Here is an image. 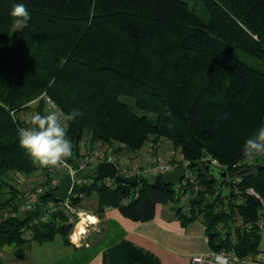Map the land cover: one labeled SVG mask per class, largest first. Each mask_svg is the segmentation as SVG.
I'll use <instances>...</instances> for the list:
<instances>
[{
    "label": "trees",
    "instance_id": "trees-1",
    "mask_svg": "<svg viewBox=\"0 0 264 264\" xmlns=\"http://www.w3.org/2000/svg\"><path fill=\"white\" fill-rule=\"evenodd\" d=\"M16 3L27 6L31 19L10 43ZM43 93L64 113H83L66 122L74 155L83 140L116 141L124 146L117 152H133L150 138L165 139L190 161L203 187L182 212L171 185L156 187L141 177L135 185L116 180L109 186L94 169L85 170L77 177L91 182L75 191L86 199L95 194L96 216L115 207L145 222L154 218L156 205L169 204L183 225L201 220L211 250L233 247L239 257L259 251L260 203L246 190L264 196V169L241 171L234 164L245 159V141L264 120V0H0V209L9 211L0 218V248H15L17 259L32 241L60 235L68 242L72 229L61 212L39 221L43 205L58 200L51 189L34 211L11 215L22 194L8 176L44 170L19 146L17 128L28 127L30 114L48 112L42 98L29 104ZM204 155L237 178L227 196L215 193L220 169H206ZM263 162L258 157L253 167ZM125 247L127 264H160L133 244Z\"/></svg>",
    "mask_w": 264,
    "mask_h": 264
},
{
    "label": "crops",
    "instance_id": "crops-1",
    "mask_svg": "<svg viewBox=\"0 0 264 264\" xmlns=\"http://www.w3.org/2000/svg\"><path fill=\"white\" fill-rule=\"evenodd\" d=\"M96 217L97 225L81 244L64 241L60 235L50 241H32L25 246L24 262L127 264L125 242L156 256L160 264H191V256L210 250L203 223L195 219L183 225L169 204L156 205L154 218L145 222L130 220L115 207L105 208L102 217Z\"/></svg>",
    "mask_w": 264,
    "mask_h": 264
},
{
    "label": "built area",
    "instance_id": "built-area-1",
    "mask_svg": "<svg viewBox=\"0 0 264 264\" xmlns=\"http://www.w3.org/2000/svg\"><path fill=\"white\" fill-rule=\"evenodd\" d=\"M41 98L45 101V105L49 111H54L56 108H59L47 94L43 93L36 99ZM11 115L15 117L13 111L11 112ZM262 126H264V120ZM21 127L26 126L17 123V128L19 129ZM85 151L86 150L81 148L79 155L76 156L73 153L72 157L66 161V166L62 165L56 168L44 167L43 169L46 182L28 190L24 195L22 202L18 206L19 212L29 213L31 211H34L36 206L39 204L40 197L47 190H55L62 178L70 176L72 183L68 190L67 196L55 201H49L45 203L42 207L38 219L40 222H46L50 220L52 216L61 212L65 216L67 223L72 224V229L69 233L68 239L74 245L81 244L82 240L86 237L89 226H94V222L97 223L98 221L96 218L94 219V221H90L89 219L87 220L86 212L77 209L73 204L74 198H76L77 196H82V193H77L75 191V188L78 185L91 182L90 178L77 177V175L79 172L85 170H95L97 166L102 162H113L112 157L102 158L94 153L92 154ZM201 159L207 165L210 164L216 166L220 170L225 168L218 162L217 159L211 157L210 155H204ZM255 162L256 159L252 161L243 159L234 164V168L241 171H247L255 165ZM114 164L117 169V175L135 176L137 180H139V178L141 177L160 176L161 174L174 170L178 167L176 165H173L172 163L163 161L158 162L157 164H154L152 166H120L117 163ZM188 165L189 164L186 163L183 164V167L185 168L183 177L176 183L171 185L177 199V205L182 210V212H185L187 210L193 193H196L203 189V187L195 179V175L189 172L190 170ZM225 180H228V182L223 183L222 181L218 180V183L215 186V193H219L221 197L227 196L230 193L231 186L237 183V178L235 176H226ZM115 181L116 179L104 178V182L109 186H113ZM73 182L76 183L75 186H73ZM246 193L254 196L260 203V210L255 221V227L257 233L261 237V240H264V196L259 195L251 188H248L246 190ZM79 225L83 229H79ZM216 255L226 256L228 258L229 264H264V260L257 259V257L264 255V250L259 251L255 256V259L250 258L247 261L245 258L239 257L233 247L221 248L215 251L210 249L207 254L191 256L190 262L191 264H213L214 257Z\"/></svg>",
    "mask_w": 264,
    "mask_h": 264
},
{
    "label": "clouds",
    "instance_id": "clouds-1",
    "mask_svg": "<svg viewBox=\"0 0 264 264\" xmlns=\"http://www.w3.org/2000/svg\"><path fill=\"white\" fill-rule=\"evenodd\" d=\"M10 16L17 29L27 26L31 19L24 3L14 4ZM82 116L83 113L77 109L67 114L59 108L46 114L32 113L27 118L28 127L18 129L19 146L27 152L33 163L40 167L66 166V161L73 155V145L67 135L66 122ZM242 153L249 161L264 157V126L259 127L245 141ZM257 259L264 260V255ZM213 264H229L228 258L224 255H216Z\"/></svg>",
    "mask_w": 264,
    "mask_h": 264
},
{
    "label": "rangeland",
    "instance_id": "rangeland-1",
    "mask_svg": "<svg viewBox=\"0 0 264 264\" xmlns=\"http://www.w3.org/2000/svg\"><path fill=\"white\" fill-rule=\"evenodd\" d=\"M190 7L203 19L207 18V14L204 12V10L202 9L201 6L195 5L192 2V3H190ZM17 30H18L17 27H15L14 32L12 33V35L10 36V39H9L10 43L14 42V40L16 38L15 31H17ZM37 101H38V99H34V100L30 101L29 104L30 105L36 104ZM48 112H49V110H48ZM29 113H30V111L27 112V114H29ZM84 141L85 140H83L81 143L82 149L86 150L89 153H92V154L94 153V154H96L102 158L112 157L113 163H117L120 166H152V165L157 164L158 162H162V161L167 162V163H172L173 165H176L178 167L183 166L184 163L190 165V161L185 159L179 153V151L174 149L172 144L168 140H165V139H159L157 141H154L153 139L150 138L148 141H146V143H144L142 148H140L137 151H133L131 153H129L128 151H124V150H120L119 152H117L118 147H120L122 149V148H124V146H123V144L118 143L116 141L110 145L101 144L99 142L89 144L88 142H84ZM81 152H83V151H81ZM200 162L202 165H206V163H204L202 161V159L200 160ZM189 170H190L189 172L194 174V171L191 170L190 167H189ZM227 177H229V175ZM147 178L154 180L155 177L149 176ZM7 180L9 181V183L11 185H13L16 189H18L22 194V199L17 204V208H16L17 212H15V214L12 213L11 215H21L22 212L18 211V206L22 202L23 197L26 194V192L28 190L46 182L44 170H41V169H39L37 172H35L31 175H28V176H26L25 174L9 175ZM78 199H81V200L79 201V203L75 204L74 206H76L77 209L86 212L87 215H91L97 219L96 215L94 214L96 211V207H97L95 194L92 195L91 198H87V199L84 198L83 195L81 197L78 196ZM241 199H242L241 196H238V200H241ZM219 208L223 209L221 206H219ZM8 213H9V211L7 212V209H4V210L0 209V218L5 217ZM199 221L201 222V220H199ZM94 225H97V223L94 222ZM235 225L240 226L239 222L235 223ZM91 227L92 226H89L88 231L90 230ZM233 227H234V225H233ZM240 228L243 229V227H240ZM221 232L223 234L226 232V230L223 229V230H221ZM88 233H90V232H87L86 236ZM23 234L28 239L30 236L29 235L30 231L25 229L23 231ZM68 236H69V234H68ZM263 244H264V240H261L260 241L261 247H259V251L264 250ZM258 252L256 254H254L253 256L249 255V256H245L243 258H245L247 261L250 258L255 259V256L258 254ZM0 260L3 261L5 264H27L26 261L24 262V259L22 261V260L16 258L15 248H10L7 246L0 248Z\"/></svg>",
    "mask_w": 264,
    "mask_h": 264
},
{
    "label": "water",
    "instance_id": "water-1",
    "mask_svg": "<svg viewBox=\"0 0 264 264\" xmlns=\"http://www.w3.org/2000/svg\"><path fill=\"white\" fill-rule=\"evenodd\" d=\"M202 145V143H200ZM206 168L208 169V165L206 164ZM261 170L264 169V162L256 165L255 167H252L249 170ZM117 169L113 162L107 161L100 163L97 168L95 169L94 173L97 179H104V178H111L116 179L119 182L128 184V185H135L137 183V178L135 176H120L117 175ZM185 168L183 166H180L174 170H171L169 172L163 173L160 176H156L154 178V181L152 183L153 186H169L174 183H176L179 179H181L184 175ZM217 176L219 181H222L226 177V172L224 171H217ZM72 180L70 176H66L61 179L58 187L52 191V195L57 198L61 199L67 196L68 190L71 186ZM75 182H73V186H75Z\"/></svg>",
    "mask_w": 264,
    "mask_h": 264
},
{
    "label": "bare ground",
    "instance_id": "bare-ground-1",
    "mask_svg": "<svg viewBox=\"0 0 264 264\" xmlns=\"http://www.w3.org/2000/svg\"><path fill=\"white\" fill-rule=\"evenodd\" d=\"M86 216H87V220L89 219L90 221H94V219H95V218H94L93 216H91V215H87V214H86ZM79 227H80L79 229H83V228H81L80 225H79Z\"/></svg>",
    "mask_w": 264,
    "mask_h": 264
}]
</instances>
